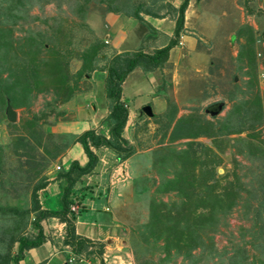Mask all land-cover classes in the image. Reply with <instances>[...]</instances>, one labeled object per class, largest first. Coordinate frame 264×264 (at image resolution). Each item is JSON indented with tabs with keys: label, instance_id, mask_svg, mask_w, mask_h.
<instances>
[{
	"label": "rangeland",
	"instance_id": "obj_1",
	"mask_svg": "<svg viewBox=\"0 0 264 264\" xmlns=\"http://www.w3.org/2000/svg\"><path fill=\"white\" fill-rule=\"evenodd\" d=\"M47 1L25 7L28 9L26 19L17 21L12 27L10 41L18 47V42L33 37L50 49L59 50L68 62V71L72 76L70 84H73L74 75L80 67L77 55L93 38L104 41L107 46L103 59L97 64L99 68L104 67L107 60L116 53L117 45L123 53L130 46L129 43L137 42L138 31L141 35L144 33L141 24V28L134 25L136 19L108 12L100 0H89L86 3L83 18L76 9L77 3L84 5L85 0ZM142 1L148 2L150 6L152 0ZM163 1L156 0L153 9H160L167 20L175 18L170 17V9L165 8L167 3ZM122 4L125 7L123 0L120 2L121 7ZM189 10L188 17L184 18L187 20L184 30L186 34L194 33L197 41L201 40L187 61L188 67L181 70L183 73L178 77V93L180 106H184L182 108L187 109L184 104L191 103V113L174 120L176 106L173 97H169L170 105L165 103L163 113L156 116L158 118L155 121H161L159 126L154 130L147 127V130L146 124H141L139 129L147 130H143L142 135L145 137H140L132 144L128 142L132 140L130 126L133 122L129 116L123 137H128L127 144L134 148L133 152L138 153L137 158L134 153L128 156L132 158L135 155L137 163L132 168L134 171L130 168V161H126L128 158L118 162L115 153L105 147L98 150L92 148L99 161L95 169L85 177L83 185H94L95 188L91 192L85 190L84 200L70 207L75 209L71 211L77 217L83 218V222L79 220L82 223H78L77 235L92 242L93 246L89 250L94 252L92 257L95 263L264 264V0H192ZM172 28L173 24L167 30L168 33ZM184 32L181 33L183 36ZM44 54L45 50L42 49L41 56ZM217 61L222 64L217 65ZM223 68L225 74L217 72ZM213 74L214 79H211L210 75ZM176 75L173 69L170 75L164 74V81L169 83L170 77L174 79ZM105 76L106 72L96 70L90 77L79 80L72 98L67 102L55 98L52 91L47 89L48 83L40 92L33 90L28 101L22 99L25 104L20 107L18 95L13 97L17 101V107L13 108L16 121L9 123L2 117L0 122V145L5 151L0 169V206L29 209V183L34 185L38 180H33L32 176L41 174L49 179L53 176V170L58 174L69 168L65 152H61L55 160L47 161L43 149H48L50 153L54 151V146L48 140H52L57 147L66 146L81 135L82 130L72 122L79 119L83 122L89 118V123L87 120L83 124L92 127V121L96 123L95 115L100 113L99 117L104 115L102 117L105 118L99 123L101 126L96 127L95 133L108 137L106 118L110 107L106 105L109 106L110 101L104 90ZM3 77H8L7 70ZM149 77L158 82V74L144 73L139 69H135L125 79L123 99L130 111L138 107L140 102L152 103L151 95L159 93L158 84L152 86ZM204 100L207 103L204 108L223 102L222 112L215 117L206 114L200 116L198 110L202 109L203 112L200 106ZM146 103L144 107H147ZM1 104L3 112L5 104ZM161 106L154 105L155 115ZM92 108H96V111ZM143 118L148 119L146 113ZM172 120L174 122L170 133L173 135L170 138L166 132ZM28 121H35L38 127L36 130L42 134L44 132V147L34 143L33 149L27 148V153L18 158V153L22 154L25 150L22 147L19 150L13 148L16 145L15 137L28 131ZM232 129L243 132L228 135ZM214 132L217 133L212 139L205 137L192 141L201 134ZM144 148L149 149V152L142 156L140 150ZM132 173L135 176L132 177ZM48 179L47 185L53 181L49 182ZM229 183L239 189L233 207L229 211H217L211 216V221L200 228L197 234L202 235L205 248H196L191 257H184L183 252L177 255L174 248L167 252L164 236L158 238L149 233L152 201L166 203L182 201V197L195 199L196 194L203 191L206 185H214L213 193L221 195ZM205 218L208 220V217ZM2 220L0 230L6 227L7 235H18L14 220ZM32 221L33 215L27 217L23 234L31 236L36 233ZM94 222L99 228L96 237L88 230L92 226H86V223L90 225ZM54 223H59V227L61 225L57 221ZM102 227L105 228L103 232ZM49 229L45 230L46 235L50 239L56 236L60 244L63 242L62 245L68 246L66 249L70 251L71 245L64 244L66 226H61L56 232L53 228ZM101 245L103 249L100 254ZM80 256L84 258L86 254L83 252ZM76 259L74 257L73 261Z\"/></svg>",
	"mask_w": 264,
	"mask_h": 264
},
{
	"label": "trees",
	"instance_id": "obj_2",
	"mask_svg": "<svg viewBox=\"0 0 264 264\" xmlns=\"http://www.w3.org/2000/svg\"><path fill=\"white\" fill-rule=\"evenodd\" d=\"M88 1L89 0H85L84 5L77 3L76 10L82 18L84 17V6ZM119 1L121 2V0H100L101 3L105 4L108 12L134 18L142 26H149L148 23L144 21V15L159 19L165 16L163 12H160V9H153L156 0H152L150 6L148 5V2L146 3L142 0H123L125 7L123 4L121 7ZM135 1L137 2L135 3ZM40 2L46 3L48 1L0 0L1 106L4 104L6 106V100H8L12 108L17 107V101H14L13 97L18 95V107H20L25 104H23L22 99L28 101V97L33 90L40 92L43 90L42 87L47 83V89L49 88L52 91L55 98H61V102H67L72 98L79 80L90 77V74L96 70L104 71L106 72L104 90L107 99L110 101L109 115L106 118L108 137L97 135L95 131L88 130L75 138V141L82 146L83 151L88 158V162L85 166H80L77 161H72L67 171L57 174L56 178L58 180L64 179L66 181V185L62 191L60 202L61 209L59 211L42 210L39 205L38 192L47 186V178L41 174H34V176H32L33 180L38 178L34 185L29 183V187L31 186L28 189V192L30 191L31 199V206L29 209L0 206V213H2L0 219L14 220V225L18 227V235L16 233L14 235L12 234V236L7 235L5 230L6 227L1 229L2 231L0 230V264H19V261L24 257L23 254L25 251L41 246L46 240L41 222L52 217L57 218L66 226V238L64 239V244L71 245V252L73 254L72 258L78 257L84 252L87 259L95 261L92 257L94 252L89 250V248L93 246L92 242L88 239L80 238L75 233L74 222L78 217L71 211L70 207L77 202L81 203V201L84 200L85 190H90L91 192L95 188L94 185L89 187H84L83 185L85 177L95 169V166L99 161L97 155L92 151V148L98 150L100 147H105L111 153H115V158L118 162L124 161L132 153V148L128 146L127 141L123 138V130L128 118V109L125 104L121 102L122 84L127 76L135 69H141L144 72H152L167 60L170 49L177 44V39L181 33L185 31L184 14L189 4V0H183L177 9H173L172 6L165 3V8L170 9V17L175 16L173 30L174 37L169 40L166 46L160 49L155 48L151 51L147 50L149 49L148 41L152 40L150 35L154 32L153 29L149 28L150 33L142 40L140 46L137 47L136 50L125 51L123 53L114 52V54L107 60L104 67L98 68L97 64L103 59L102 55L105 53L104 50L107 46L104 41L96 37L93 38V41L77 55V59L80 61V67L74 75V80L72 81L73 84H70L69 80H71L72 76L68 71V62L66 56L59 50H53L51 48V52L48 45H45V43L36 40L33 37H27L22 42H18V47H15L12 44V41H10L12 27L17 21H24L26 19L25 14L28 9L25 7ZM21 12H23L22 15H20ZM83 26L86 27V25ZM55 34L56 32L53 33V35ZM55 38L56 40L58 39L57 37ZM253 42L254 39L251 44H253ZM42 49L45 50L43 56H41ZM249 49L250 48H248V51ZM6 70L8 72V77H3ZM219 103L224 106L223 102ZM1 108L2 107H0V122L2 117L4 120L6 119L4 111L2 112ZM36 120L37 119H35V121ZM35 121H28V127H26L28 131L15 137L16 145L14 144L13 148L19 150L20 147H22L25 150L22 154L20 152L18 153V158L27 153V148L33 149L34 143H36V146L44 147L42 142L45 139V134L44 132L42 134L41 131L36 130L38 127L35 124ZM230 131L231 132L228 133V135H234V133L242 134L243 132V130L239 129H232ZM216 133L217 132L208 133L207 136L212 138ZM172 135L170 133L169 137L172 138ZM48 142L54 146V151H51V153L48 149H43V151L46 154L45 158L47 161H53L63 151L64 146L60 145L57 147L52 140H48ZM3 154H5V151L0 145V169L3 164ZM213 187L210 185L204 186V190L199 194H196L195 199L181 196L182 201L179 200L166 203L163 201H157V203L155 201L154 203V201H152L150 207V218L152 219L150 221L149 233L158 238L164 236V248L167 252H169L170 248H174L177 255L183 252L184 257H191V253L196 248H202L204 245L202 235H200V233L197 234V232L201 231L200 228L203 227L205 223L210 222L212 219L211 216H214L217 211H229L233 207L235 203L234 199L237 196L239 189L229 183V185H226L224 192L219 195L213 193ZM178 203L180 204L178 205ZM200 209L202 211L199 214L198 211ZM30 215H33L32 227L36 229V233L27 236L23 234L22 229L26 226V219ZM205 216L208 217V220H206ZM15 244L17 245L16 253L12 254V247ZM102 249L103 245L100 246V254L102 253ZM70 259H68V264H70ZM73 264L83 263L76 259Z\"/></svg>",
	"mask_w": 264,
	"mask_h": 264
},
{
	"label": "crops",
	"instance_id": "obj_3",
	"mask_svg": "<svg viewBox=\"0 0 264 264\" xmlns=\"http://www.w3.org/2000/svg\"><path fill=\"white\" fill-rule=\"evenodd\" d=\"M163 2H164V4L167 3L170 6H173V4H175V2H176L180 6L181 3L183 2V0H164ZM178 5L176 4V5H174L175 7L174 6L173 7L175 9H177L179 7ZM191 5H192V0H190L189 6H188L187 10L185 11V14H184V16H185L184 18L185 19L188 17V13L190 11L189 7ZM143 17H144V21L146 23H148V25H149V26H141L142 27V31L144 30L145 35H144V33L141 35L140 31H138L139 35H138V33H136L137 36L139 37L137 42L133 43V44L129 43L130 46L127 47L126 49L124 48L125 51H134V50H136L137 47L140 46V43L142 42V40L150 33L149 28L154 30V32H152V35H150L152 37V41H153L152 44H149L151 40L148 41L149 49H147V50H149V51H151V50H153L155 48L156 49H160V48L166 46L168 44L169 40L174 37L173 36L174 18H170L171 21H169L170 19L167 20L165 18L167 16H163L160 19L159 18H153V17H150V16H145V15ZM185 19H184V28L187 27V23H186L187 20H185ZM133 23H134L135 26L141 28L140 27V23L138 24L137 20L136 21L134 20ZM133 23H132V26H133ZM172 24H173L172 31L168 33L167 30H169V27ZM145 28H148V29H145ZM137 30H139V29H137ZM186 32L187 31L184 32V36H183V34H181L179 36V38L177 39V44L170 49V51L168 53L167 60H165V62H163L161 65H159L152 72H144V73L158 74V78H157L158 82L157 83L155 82L153 77H149V78H150V80H152L151 81L152 86H155V85L158 84L159 93H157V94L155 93V95H151V97H152L151 101H152L153 104L151 102H150V104H149V102L148 103L145 102L147 104V106L150 107L152 116H150V117L148 116V119H144L143 118V114L144 113L141 110V108L145 106V103L142 104L140 102L138 104V107L134 108L133 111L129 110L128 105H126V103H125V101L123 99L124 88H125L127 80H125L123 82V84H122V93H121V102L126 105V107L128 109V118H129V116H131V120L133 121L131 123V126H130V128H131L130 130H131V133H132V140H129L128 137H123V138H125L126 141L129 140L128 142H131L130 144H132L133 141H135V140L137 141V139H139L140 137H145L142 134H143L144 131H147L148 128H151V129L154 130V128H157L159 126V123L161 121L158 120V119L155 121V119L158 118L156 116H160L163 113L165 103L170 105V103H169L170 102L169 101L170 98L169 97H173L174 105L176 106V110L174 112L175 116L173 118L174 120H178L182 116L189 115V113H191L190 110H189V107H191V103H188L186 101L187 103L184 104L185 108H187L188 110L182 108L184 106H180L181 102H179L180 98H179V93H178V86H179V80L180 79L178 77H180V75H182L183 71H181V70L183 69V67L185 69H186V67H188L187 66V61H189L191 53H193L194 49L196 48L197 42L199 40H201V39H198V41H197L195 39V37L193 36L194 33L191 34V32H188V34H186ZM134 40H136V38L133 39L132 41H134ZM155 42L157 44L156 46H154ZM120 49H121V47L117 45L116 53H121ZM233 53L235 55V52H233ZM220 63L222 64V62L217 61L216 64L219 65ZM212 65H213L212 67H214V64H212ZM219 68H220V66H219ZM173 69L176 70L178 75H176V77L173 76L174 79L172 77H170V82L167 83L166 81H164L163 76H164V74L165 75H170V73H172ZM139 70H141V69H139ZM217 72L218 73L221 72L222 74H225L224 68L223 69H219ZM130 74L128 76H130ZM161 75H162V77H161ZM128 76H127V78H128ZM159 78H160V81H159ZM210 78L214 79V74L210 75ZM168 91H172V92H168ZM139 92H141V89H139ZM157 104H158V107L160 105H162V106H161V110L158 112V114L155 115L153 107H154V105L156 106ZM206 104L207 103L205 102V100L203 102H201L200 108L203 107V112H202V109L198 110L199 111L198 114L200 116L202 114H206L205 113V109L206 108H204V105H206ZM106 107L108 108L109 106L106 105ZM92 109H93V111H96V108H92ZM160 112H162V113H160ZM99 114L100 113L95 115L96 123L94 124L93 123L94 120H93L92 123H91L92 127H89L88 125H84L83 124V122L87 123V120H88V123H89V118L88 119L85 118L83 122H82V119H79V120H77L75 122H72V123H75L74 125L78 126L82 130V132H85V131H88V130H94L95 131L96 127L99 126V123H102V121H104L103 119L105 118V117H102L104 115L99 117ZM102 114H104V113H102ZM154 116H155V118H153ZM206 116H209V115L206 114ZM149 118H151V119H149ZM174 120L171 121V124L167 128V131H168V132H166L167 136H169L170 132L172 131V128H173V124L172 123L174 122ZM205 120H206V118H205ZM148 121H150V123H152L153 127L151 126L150 123H148ZM141 124H146V129L147 130L145 128L143 129L144 131L142 129H139ZM148 133L151 134V132H149V131H148ZM67 134H69V132ZM123 136H124V134H123ZM205 137L209 139L210 136H207V134H201L200 136L195 137V139H193L192 141H195L196 139L199 140L200 138H205ZM212 138L210 137V139H212ZM133 149L134 148H132V150ZM140 151H142V153L141 152L140 153L143 156L144 154L149 152V149H145L144 148L143 150H140ZM62 152H65V155H67V161L69 163V165H68L69 167H70V164L72 163V161H77L79 163L80 160L82 159L83 162L79 163L80 166H82L81 164H83V163L86 164V162H88V159L86 160L87 156L85 155L82 146L79 143H77L75 141V139L71 143H68V145L64 146V149H63ZM133 153L136 154V157H135V155H132V158H128L126 160V161H130V163H131L130 164V168L131 169L133 168L134 163H135V165L137 163L136 159H134V157L135 158L138 157L137 156L138 155L137 152H133L132 151V154ZM132 171H134V170L132 169ZM52 173H53L52 174L53 176L50 177L49 179H48V176H47V179H48L49 182L53 180L52 183L48 184L45 188L41 189L38 192V200H39V205H40L42 210L59 211L61 209V203L60 202H61L62 191H63V188L66 185V181L64 179L58 180L56 178L57 172L55 170H53ZM129 173L130 172H128V174ZM131 175H132V177L135 176L134 173H132ZM208 181H209V179L207 180V184H208ZM82 219H83L82 217H78L77 220H76L77 221L76 224H75L76 235L78 233V229H77L78 223H82L83 222ZM79 220L82 221V222H79ZM55 221L60 222L55 217L47 218V219H45V220H43L41 222V226H42V229H43V234H44L45 239H46L45 242L41 246H39L37 248H33V249L28 250V251H25L24 254H23L24 257H23L22 260L19 261V264H68L67 263L68 259L73 257L72 256L73 254H72L71 250L67 251V249H66L68 246H63L62 245L63 242L60 244V241L57 240L56 236L55 237H51V239H50L48 237V235H46V231L45 230H50L49 228H53L55 230V232H56V230H59V228H61V226H62V228H63V226H65L64 223L60 222L61 225L59 227V225H58L59 223H54ZM86 226H92L90 229H88L90 234H92L95 237H96V235L97 236L99 235V233H98V229L99 228L97 227L98 225H96L95 222L91 223L90 225H89V223H86ZM56 228H58V229H56ZM105 228H106V226H105ZM105 228H103V227L101 228L102 232H103V229H105ZM96 232H97V234H96ZM16 249H17V245L15 244L12 247V254L16 253ZM73 263H70V264H73Z\"/></svg>",
	"mask_w": 264,
	"mask_h": 264
},
{
	"label": "water",
	"instance_id": "obj_4",
	"mask_svg": "<svg viewBox=\"0 0 264 264\" xmlns=\"http://www.w3.org/2000/svg\"><path fill=\"white\" fill-rule=\"evenodd\" d=\"M223 107L224 106L221 103H216L214 105H210L209 107H207L205 109V113L211 117H215L222 112ZM142 111L144 113H146L147 116H149V117L152 116L150 107H148V106L144 107ZM4 115H5L6 120L9 123H14L16 121V112L12 108V106L10 105V102L8 100H6Z\"/></svg>",
	"mask_w": 264,
	"mask_h": 264
},
{
	"label": "built area",
	"instance_id": "obj_5",
	"mask_svg": "<svg viewBox=\"0 0 264 264\" xmlns=\"http://www.w3.org/2000/svg\"><path fill=\"white\" fill-rule=\"evenodd\" d=\"M71 209L75 210L74 208H71ZM77 259H78L79 262H81L83 264H101V262L100 263H95V261L87 259L85 256H84V258L81 257V256H78ZM73 262H74L73 258L69 260V263H73Z\"/></svg>",
	"mask_w": 264,
	"mask_h": 264
}]
</instances>
